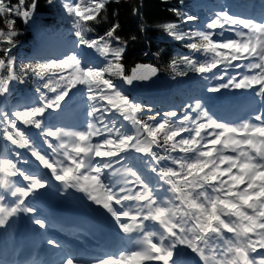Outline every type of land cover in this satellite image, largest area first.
I'll return each instance as SVG.
<instances>
[{
  "label": "snow or ice",
  "instance_id": "snow-or-ice-1",
  "mask_svg": "<svg viewBox=\"0 0 264 264\" xmlns=\"http://www.w3.org/2000/svg\"><path fill=\"white\" fill-rule=\"evenodd\" d=\"M110 2L64 0L62 4L77 45L95 50L104 58L103 64L86 63L70 51L36 67L22 66L21 75L12 55L18 35L14 17L28 23L36 3L0 0V20L4 24L0 28V97L11 93L13 82L25 83L29 72L43 81L37 88L39 104L16 108L11 113L0 110V140L27 150L65 190L76 189L106 210L126 237L140 235L135 241L137 250L97 257L91 264H177L173 257L178 247L189 249L199 264H264V252L260 251L264 250V111L239 124H229L214 118L196 100L186 106L182 116L169 110L159 119L160 113L145 119L144 106L132 100L116 81L131 86L151 80L158 70L139 64L131 74L126 72L122 62L126 49L117 34L118 23L103 35H89L92 24L106 19ZM196 19L183 16L181 23ZM205 28L185 32L175 23L164 26L176 41H190L186 46L192 52L211 54V59L203 63L183 56L185 70L179 71L173 61V72L177 76L195 72L205 79L221 81L208 87L209 93L239 89L252 92L264 103V18L257 21L220 10ZM225 33L234 35L222 40L213 38ZM230 69L246 72L229 75ZM81 87L91 102L86 127H44L45 114L61 109L65 98ZM117 117L129 122L132 131L118 126ZM29 126L40 130L51 156L35 146L26 130ZM133 153L155 174L156 185L150 184L138 168L125 164ZM13 155L16 159L0 156V228L18 213H34L27 199L48 186L43 176L19 166L21 153ZM15 177L25 183H15ZM165 185L164 191L170 195L161 198L158 190ZM4 193L14 198L12 205L5 203ZM32 223L41 229L47 227L40 218ZM149 224L157 230H149ZM47 243L60 247L52 239ZM60 264L81 262L67 256Z\"/></svg>",
  "mask_w": 264,
  "mask_h": 264
},
{
  "label": "trees",
  "instance_id": "trees-1",
  "mask_svg": "<svg viewBox=\"0 0 264 264\" xmlns=\"http://www.w3.org/2000/svg\"><path fill=\"white\" fill-rule=\"evenodd\" d=\"M190 1L120 0L116 3L115 0H111L107 5L106 19L99 24H92L93 31L101 34L102 29L106 32L113 23L120 25L117 34L128 47L122 61L128 74H131V70L137 65L147 63L153 64L159 71L170 73L173 72L170 68L171 62L182 63L181 58L190 50L186 46L190 41H176L168 35L164 26L175 23L182 31L190 32L189 26L181 23V18L188 16L186 5H189ZM16 2L17 0H10L11 4ZM32 2L36 3L34 20L50 38L76 40L71 20L62 9L64 0H52V3H49V0H28L29 4ZM14 18L15 30L18 33L15 38L16 44L21 42L20 40H32L34 33L30 28L33 22L30 20L24 23L22 19ZM2 27L4 24L0 20V28Z\"/></svg>",
  "mask_w": 264,
  "mask_h": 264
},
{
  "label": "rangeland",
  "instance_id": "rangeland-1",
  "mask_svg": "<svg viewBox=\"0 0 264 264\" xmlns=\"http://www.w3.org/2000/svg\"><path fill=\"white\" fill-rule=\"evenodd\" d=\"M198 30H200V28H199V26H198V28H197ZM218 31V30H217ZM233 34V33H232ZM228 36H230V34L229 33H225L224 34V36L222 37V36H220V40H222V39H224L225 37H228ZM89 50V52L90 51H92V53L91 54H94L95 55V50H90V49H88ZM99 56V53H97V57ZM207 58H205V59H211V55L209 54V55H207L206 56ZM208 84H210L211 86H213V85H217V84H219L218 83V80L217 79H211L210 81H209V83ZM76 89H74L70 94H69V96L68 97H66L65 98V101L62 103V108H61V111H68L69 113L71 112V103H69L68 101H67V98H69V97H71L72 95H76V93L74 92ZM86 91V90H85ZM229 92V90H221V92H219V93H214V94H223V95H226L227 93ZM53 95V94H52ZM51 96V95H50ZM222 98H224V96L222 97ZM215 99H217V98H215ZM85 100L87 101V104L84 102L83 103V105H82V111L83 110H87L88 108H89V104L91 103L90 101L88 102V99H87V97L85 98Z\"/></svg>",
  "mask_w": 264,
  "mask_h": 264
}]
</instances>
